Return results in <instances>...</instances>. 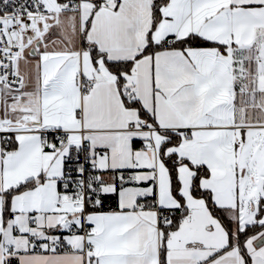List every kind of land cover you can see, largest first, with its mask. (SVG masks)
Here are the masks:
<instances>
[{
    "label": "snow or ice",
    "instance_id": "obj_1",
    "mask_svg": "<svg viewBox=\"0 0 264 264\" xmlns=\"http://www.w3.org/2000/svg\"><path fill=\"white\" fill-rule=\"evenodd\" d=\"M0 264H264V0H0Z\"/></svg>",
    "mask_w": 264,
    "mask_h": 264
}]
</instances>
